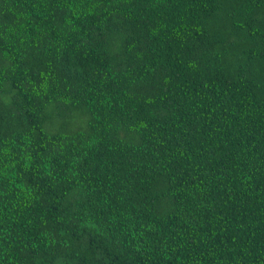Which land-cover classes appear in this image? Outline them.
I'll list each match as a JSON object with an SVG mask.
<instances>
[{"label": "trees", "instance_id": "trees-1", "mask_svg": "<svg viewBox=\"0 0 264 264\" xmlns=\"http://www.w3.org/2000/svg\"><path fill=\"white\" fill-rule=\"evenodd\" d=\"M0 264H264V0H0Z\"/></svg>", "mask_w": 264, "mask_h": 264}]
</instances>
